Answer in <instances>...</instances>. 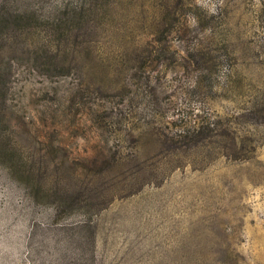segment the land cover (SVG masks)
Returning a JSON list of instances; mask_svg holds the SVG:
<instances>
[{"label":"rangeland","instance_id":"rangeland-1","mask_svg":"<svg viewBox=\"0 0 264 264\" xmlns=\"http://www.w3.org/2000/svg\"><path fill=\"white\" fill-rule=\"evenodd\" d=\"M0 264H264V0H0Z\"/></svg>","mask_w":264,"mask_h":264}]
</instances>
